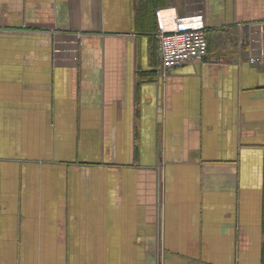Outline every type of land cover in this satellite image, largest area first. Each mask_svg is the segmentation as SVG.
<instances>
[{"label":"crops","instance_id":"0c3cea01","mask_svg":"<svg viewBox=\"0 0 264 264\" xmlns=\"http://www.w3.org/2000/svg\"><path fill=\"white\" fill-rule=\"evenodd\" d=\"M198 8L164 74L158 11ZM252 49L264 0H0V264H264Z\"/></svg>","mask_w":264,"mask_h":264},{"label":"built area","instance_id":"2783aa9c","mask_svg":"<svg viewBox=\"0 0 264 264\" xmlns=\"http://www.w3.org/2000/svg\"><path fill=\"white\" fill-rule=\"evenodd\" d=\"M159 48L162 72H168L184 66L195 59L209 57V41L204 12L201 8L185 15L176 14L173 9L158 11ZM248 53V61L264 68V58L260 53ZM263 59H262V58Z\"/></svg>","mask_w":264,"mask_h":264}]
</instances>
